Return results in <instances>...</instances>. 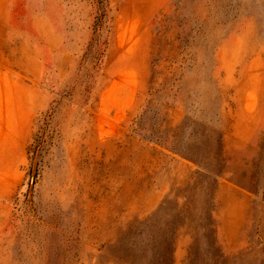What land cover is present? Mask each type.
<instances>
[{"label":"rangeland","instance_id":"1","mask_svg":"<svg viewBox=\"0 0 264 264\" xmlns=\"http://www.w3.org/2000/svg\"><path fill=\"white\" fill-rule=\"evenodd\" d=\"M0 264H264V0H0Z\"/></svg>","mask_w":264,"mask_h":264}]
</instances>
